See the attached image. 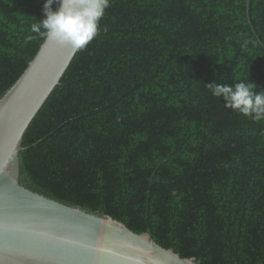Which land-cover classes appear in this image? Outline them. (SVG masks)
Wrapping results in <instances>:
<instances>
[{
  "label": "trees",
  "instance_id": "16d2710c",
  "mask_svg": "<svg viewBox=\"0 0 264 264\" xmlns=\"http://www.w3.org/2000/svg\"><path fill=\"white\" fill-rule=\"evenodd\" d=\"M45 2L0 0V100L46 39ZM246 7L111 0L24 136L21 185L197 264H264V121L206 86L264 91V0L249 8L259 39Z\"/></svg>",
  "mask_w": 264,
  "mask_h": 264
},
{
  "label": "water",
  "instance_id": "95a60500",
  "mask_svg": "<svg viewBox=\"0 0 264 264\" xmlns=\"http://www.w3.org/2000/svg\"><path fill=\"white\" fill-rule=\"evenodd\" d=\"M251 0H247L249 18ZM77 50L45 39L0 100V264H197L111 216L90 214L20 183L24 136Z\"/></svg>",
  "mask_w": 264,
  "mask_h": 264
},
{
  "label": "clouds",
  "instance_id": "9594fccd",
  "mask_svg": "<svg viewBox=\"0 0 264 264\" xmlns=\"http://www.w3.org/2000/svg\"><path fill=\"white\" fill-rule=\"evenodd\" d=\"M110 6L111 0H46L43 5L45 18L36 21L32 31L60 46L79 51L100 34V22ZM206 86L226 109L255 121H264V91L258 90L249 79L233 81L231 85L214 81Z\"/></svg>",
  "mask_w": 264,
  "mask_h": 264
}]
</instances>
